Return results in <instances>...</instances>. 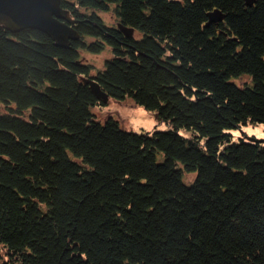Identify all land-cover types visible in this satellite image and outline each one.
I'll return each instance as SVG.
<instances>
[{
	"label": "trees",
	"instance_id": "1",
	"mask_svg": "<svg viewBox=\"0 0 264 264\" xmlns=\"http://www.w3.org/2000/svg\"><path fill=\"white\" fill-rule=\"evenodd\" d=\"M60 5L67 47L0 25V264H264V142L230 132L264 124V0ZM93 85L168 128L97 119Z\"/></svg>",
	"mask_w": 264,
	"mask_h": 264
},
{
	"label": "rangeland",
	"instance_id": "2",
	"mask_svg": "<svg viewBox=\"0 0 264 264\" xmlns=\"http://www.w3.org/2000/svg\"><path fill=\"white\" fill-rule=\"evenodd\" d=\"M104 21L111 25L113 12H99ZM91 39V37H87ZM111 49L108 45L98 53H91L89 51L81 52V60L85 63L93 65L94 70L100 69L103 67L104 60L111 56ZM245 79V77H243ZM102 102L92 108L95 117L103 121L108 115L116 118L120 126L126 130H133L136 132L141 131H151L153 129L164 130L167 127L166 123L163 120L155 118L154 115L147 113L143 108L136 106L131 98L126 97L122 101H117L108 98H102ZM6 107L3 104H0V113L5 111ZM239 129L248 137H253L256 139H264V124L263 123H247L242 124L240 128L231 129L233 140H239V137L245 138L241 135ZM195 177V172L183 171L182 179L185 183H190Z\"/></svg>",
	"mask_w": 264,
	"mask_h": 264
},
{
	"label": "water",
	"instance_id": "3",
	"mask_svg": "<svg viewBox=\"0 0 264 264\" xmlns=\"http://www.w3.org/2000/svg\"><path fill=\"white\" fill-rule=\"evenodd\" d=\"M72 23L60 0H0V25L12 32L24 28L39 29L50 36L56 45L67 47L71 40L78 38ZM93 89L99 97L107 98L96 85H93ZM248 138L264 142V139Z\"/></svg>",
	"mask_w": 264,
	"mask_h": 264
}]
</instances>
